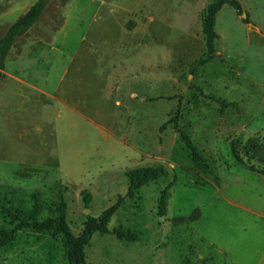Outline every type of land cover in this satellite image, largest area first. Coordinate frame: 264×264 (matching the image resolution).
I'll return each mask as SVG.
<instances>
[{
    "label": "rangeland",
    "instance_id": "1",
    "mask_svg": "<svg viewBox=\"0 0 264 264\" xmlns=\"http://www.w3.org/2000/svg\"><path fill=\"white\" fill-rule=\"evenodd\" d=\"M35 1L0 0V39ZM211 1L50 0L0 61V201L37 192L45 218L60 197L74 235L116 205L86 264H264V0L221 8L210 55ZM159 167L127 195L129 171ZM0 264L66 263L35 234Z\"/></svg>",
    "mask_w": 264,
    "mask_h": 264
},
{
    "label": "trees",
    "instance_id": "2",
    "mask_svg": "<svg viewBox=\"0 0 264 264\" xmlns=\"http://www.w3.org/2000/svg\"><path fill=\"white\" fill-rule=\"evenodd\" d=\"M49 1L36 0L25 14L7 29L0 39V61L7 57L15 40L38 21ZM225 5L233 8L238 13L240 12V3L237 0H212L202 12V34L207 53L210 55L214 53V45L217 38L214 30L215 18ZM166 176L167 171L162 167L154 169L140 168L129 171L126 174L128 181L127 195H137L138 190L142 186ZM168 199L169 194L166 191H162L157 204L158 213L161 216L166 213V202ZM31 200L30 209L13 207L12 202L8 201L6 197L3 198L5 204L0 201V214L4 222L10 226V228H0V247L7 243L17 242L23 235L47 234L59 239L66 264H86L84 252L86 246L89 244L93 234L108 233L107 225L116 209V205H113L104 210L98 217L87 215L81 232L78 235H74L66 221L65 203L62 198H58L57 202L53 204L54 209L45 218H40L39 193H32ZM83 202L87 208V200L84 199ZM198 218L199 212L196 210L189 216L188 220L193 221ZM178 220L183 221L180 218Z\"/></svg>",
    "mask_w": 264,
    "mask_h": 264
},
{
    "label": "crops",
    "instance_id": "3",
    "mask_svg": "<svg viewBox=\"0 0 264 264\" xmlns=\"http://www.w3.org/2000/svg\"><path fill=\"white\" fill-rule=\"evenodd\" d=\"M62 117H63V115L61 113L60 116H58V118H62ZM77 117H78V119H77ZM66 119H69V121H71L72 125H75V122H79L80 123V115L78 113L77 114L72 113L70 115H67L64 120H66ZM58 167H59V169H61V167L59 166V163H58ZM103 174H105V172L98 171V175H103Z\"/></svg>",
    "mask_w": 264,
    "mask_h": 264
}]
</instances>
